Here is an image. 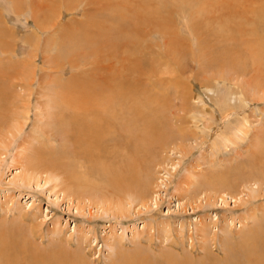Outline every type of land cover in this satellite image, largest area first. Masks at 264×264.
<instances>
[{
  "label": "rangeland",
  "instance_id": "obj_1",
  "mask_svg": "<svg viewBox=\"0 0 264 264\" xmlns=\"http://www.w3.org/2000/svg\"><path fill=\"white\" fill-rule=\"evenodd\" d=\"M47 1L0 0V88L9 86L10 95L19 93L28 104H32L29 112L30 119L27 125H24V130L19 133L14 132L15 135L6 134L5 143L7 144L0 146L1 230H4L6 226L12 228L17 224L20 227L14 232H21L15 239L21 243L25 240L24 243L28 244L27 247L31 250L39 245L45 253L53 251V248L60 245L69 247L68 241L72 243L71 249H75L79 237L84 236L86 242L82 247L85 253L82 256L85 258H83L85 264H116L139 252L142 255L148 253L152 256V261L156 262L159 259L161 264L202 262L203 254L210 251L212 246H208L207 243V246H204V240L201 242L202 240L199 239L201 235L198 227L201 222L209 225L208 231L211 234H219L221 224L224 222L231 225L235 235L228 242L226 251H230L233 255L244 253L252 247L251 239L254 237L260 241V245H264V99L259 98L264 96L262 94L264 87L256 88L255 86L257 80L261 81V79L264 84V71L261 69H264V58L258 60L260 57L256 48L261 44L250 37H241L228 28L227 31H222L219 26L206 20L198 7L199 3L207 0H145L151 12L156 14V23L152 25L145 22V27L140 26L138 35L134 31L130 34L123 33L124 38L132 39L131 41H135L134 44L138 46V49L135 48L136 52L133 50L134 54L132 53L134 60L145 64L147 66L145 68L151 69L154 78L172 81L171 85L163 81L156 83L160 90L154 95L157 100L153 97L156 102L150 100L148 110L147 107L145 108V102L142 104L145 111L157 110L159 120L162 119L167 125L166 127L164 124L163 133H168V137L175 134L174 139L170 137V140L163 145L164 147H159L157 142L152 146L155 158L153 160L157 162L161 160V165L152 168L154 171L151 170L159 178V183L154 184L155 189L153 191L152 188L150 194L154 200H151L153 199L151 197L146 206L138 202L131 203V214L119 217L112 211H103L93 205H86L83 210H77L76 205L68 201L62 192L59 183L62 180L60 175L48 172L29 186L17 181L19 174L30 172L28 170L29 155L32 154L36 159L45 154L55 160L57 158L56 155H51L53 154L51 148L58 151L57 149L62 145L61 139V141L53 139L47 146L39 145L37 140L39 137L44 138V131L41 130L43 128H39L44 117L40 116V113L38 116V101L44 102L51 93L55 95L54 90H45L47 80L52 81L63 76L62 78L67 81L76 72L70 64H64L63 60L60 61V68L54 66L59 63L58 57V60H54L58 48L70 47L72 41H66L64 44L62 42L70 38L77 29L84 28L85 32L91 35L81 40H92L109 58L108 53H111L112 47L107 45L105 37L100 38V43L101 41L103 43L100 45H97L98 41L94 42V40L98 36L96 33L109 34V30L115 31L118 20L116 16H112L110 10L117 13L121 8L117 7L118 10L115 11L112 10L114 8H110V5L119 4L123 0H74L76 10L66 11L64 7L61 24L55 26V30L37 33L33 13L38 5L44 2L49 5L51 3L53 10L46 12L43 16L52 18L56 17L55 14L59 8L58 3L56 6L53 5V0ZM32 2L36 6H33ZM17 3L20 8L15 7ZM140 3V0H133L131 6L134 9V5L139 6ZM33 8H36L35 11ZM73 19H75L74 31L69 33L67 24ZM100 24L104 25L103 29L99 26ZM262 29L264 30V23L259 26V30ZM35 33L41 35L40 44L35 42L37 39ZM123 35L121 33L122 37ZM234 37L237 38L236 41L232 40ZM254 42H257L258 46ZM87 45L80 50L82 51L79 58L81 62L97 57L91 54L92 44ZM238 54L242 58L240 55L238 58ZM65 58L70 57L65 56L60 59ZM236 58L237 60L241 58L240 62L238 61L239 65L243 61L241 65L247 66L246 72L243 71L245 68L237 64ZM207 61L219 63L213 65L211 69H200V64H206ZM257 63L258 65H255ZM86 65H82L81 68L87 69L89 66ZM6 67L10 70L11 78L4 76L7 75ZM256 68L260 72H257ZM217 78L219 81L216 80ZM230 78L233 81L227 80ZM43 80L44 83H42ZM176 82L181 84L176 86ZM246 84L250 89H243ZM43 94H45L44 98ZM12 97L5 91L1 95L3 103L11 102ZM217 99L222 102L218 103ZM139 100L145 101V95H142ZM20 105L22 108L27 107L24 102ZM174 114H180L181 117ZM143 122L138 120V125L136 127L131 125V127L137 130L139 127L142 131L145 123ZM184 128L199 132L192 136L187 134L188 137L186 136L187 140H185L180 137ZM180 140L184 142V150L179 147ZM35 147L37 152H34ZM257 147H259L258 150H256ZM115 160L120 161L119 158ZM101 162L102 167L98 163L97 169L100 173L96 174L100 182L94 179L93 182L98 185V188L101 185V189L106 191L110 188L109 171L113 163ZM25 170L28 171L25 172ZM52 175L58 180H53ZM149 176L151 177L152 174L150 173ZM151 180L157 179L153 177ZM205 181L217 185L222 190L217 199L207 201L205 189L201 193V186ZM258 188L262 190L261 195L256 199L248 195L251 190L257 191ZM207 191L210 192V190ZM111 195L114 194L108 192L107 199H115V195ZM95 201L94 199L93 202ZM86 203L89 204L88 201ZM252 210L257 214L254 219H249L248 214ZM25 212L28 213L24 217L25 220L22 217L20 219L19 214L23 216ZM33 215L36 217L31 218ZM245 219L248 220L245 227H240L242 222L240 220ZM33 227L37 230H33ZM238 230H241L239 234H237ZM245 230H249V234ZM213 247L214 251L220 253L218 260L212 259L214 263L220 264V261L226 264L221 258L224 256V251L221 249L220 242L216 241ZM168 254L170 257L173 256L171 260L174 262L168 261ZM208 263L206 261V264Z\"/></svg>",
  "mask_w": 264,
  "mask_h": 264
},
{
  "label": "bare ground",
  "instance_id": "obj_2",
  "mask_svg": "<svg viewBox=\"0 0 264 264\" xmlns=\"http://www.w3.org/2000/svg\"><path fill=\"white\" fill-rule=\"evenodd\" d=\"M53 1V5L56 6L57 3L59 4V8L56 7V9L58 8V11L55 14L56 17L54 18H52L51 16H43L44 14H46V12L53 10L51 3L50 5L47 3L48 1L46 3L44 2L43 4L38 5L37 9L33 8V10L36 9V11L34 10L35 12L33 13V18L37 27V33L41 31L42 33H47L48 30H55V26H59V24H61L60 19L62 18V14H64L63 8L65 7L66 11H71L74 9V0ZM132 1L133 0H123L119 4L110 5V8H114L112 10L115 11L118 10L117 7L121 8V10H118L119 12L117 13L110 10L112 16H116L118 20L117 27L116 29L114 28L115 31L113 32L109 30V34H107V32H105L104 34H101V32H99V34L96 33L98 36L97 38H95L96 41L94 40V42L98 41L97 45H100L102 43V41L100 43L99 40L102 36H104L105 42L108 43L107 45L112 47L111 53H108L110 54L109 58L106 57L104 51L100 47H97L96 43H93L92 40H81L87 39L91 35L87 34L84 28H79L74 33H72L74 31L73 26L75 22L73 21L75 19L69 21V23L67 24V30H69V33H72V36L67 40H64L62 43L64 44V42L66 41H72V43L71 46L68 48L62 46H60L62 48H58L57 54L54 55V60H58V57L59 63L54 66H58V68H60V61L63 60L64 64H70L76 72L74 74L72 73L73 77L70 76L72 78L67 81L62 78L63 76L56 80H47V86L45 90H54L55 95L51 93V96H49V98H47V100H45L44 102L38 101V116L40 113V116H43L44 120H42L41 122L37 120L38 122H40L39 128H43L41 130L44 131V138L39 137V139H37L39 145L47 146L52 143L53 139H55L56 141L61 139L62 145L59 149H57L58 151H55L54 148H51V152L53 153L51 155H56L55 157L57 159L55 160H53V158L51 157H47L45 154L40 157H37L36 159H34L32 154L29 155L28 170L30 172L27 173L26 171L28 170H25L26 174L23 172L17 176L18 182L29 186L34 181H37L39 177H41L43 174H46L48 172H51L54 175H60L62 180L59 183L60 187L62 188V192H64L66 198H68V201L76 205V209L79 211L83 210L86 205H93L94 207L101 208L103 211L109 210L112 211L113 214L118 215L119 217H124L129 216L131 214V203L138 202L142 206H146L147 202L152 197L150 196L152 188L153 191L155 189L154 184H156V182L159 183V178L156 177V173H152V171H154V169L152 168L157 165H161V160H158V162L156 160H153L154 154L152 151H154V149L152 146L155 142H157L159 147H164L163 145H165L170 140V137H173V139L175 137L174 133V135H169L170 137L167 136L168 133H163L165 129L164 124L166 127L167 125L165 122L162 121V119L159 120L157 110L151 109L150 111H145L144 107H142V104L145 102V108L147 107L146 109L148 110L150 100L154 101L155 93H157V91L159 92L160 90L157 87L156 83L163 81L166 83L169 82L171 85L172 81L171 79L154 78V75L152 74L153 71L151 69L145 68L147 67L145 64H142L138 62V60H134L132 58L134 54L133 50H135V48L138 49V46L134 44L135 41H131L132 39L127 40L126 38H124L123 33L125 32L126 34L127 32H129L130 34V32L134 31L138 35L140 26L145 27V22H149V24L152 23L153 25L154 23H156L155 19L157 18L154 12L157 6L153 11L154 13H152V10L149 9L145 0H140L142 4L140 3L139 6L134 5V9L131 6ZM207 1L199 3V7L197 6L199 8V12L204 14V18L210 21L213 25L219 26L222 31H227L228 28L230 29V31L236 32L241 37H250L251 39L256 40L258 43L261 44L259 46L263 47L262 49H259L258 44L256 45L257 42H254V44L258 46L256 47L257 54L260 57V59H257L261 60L262 58H264V30H259V26L263 25L264 23V0ZM33 6H36V4L33 3ZM106 6H108V4ZM15 7L20 8V5L17 3L15 4ZM75 10L76 9H74V11ZM99 26L102 29L104 27L103 24H100ZM121 33L123 37L121 36ZM36 36L37 39L35 42L37 44H40L41 35L36 34ZM93 37H95V35ZM31 40H33V38ZM232 40L236 41L237 38L234 37ZM240 42L242 44L241 40ZM86 43L92 44L91 54L97 57L92 58L87 62H81L82 60H79V58L80 52L82 51L80 50L87 45ZM69 45L70 43L68 42V46ZM239 55L240 54H238V58ZM65 56L70 58L60 59ZM101 57H103V59H101ZM250 57L251 55L249 56V58ZM238 58H236V61L240 62L242 56L240 60H237ZM252 59L253 57L250 59V62ZM239 62L237 63L238 65ZM23 63L25 62L23 61ZM218 63L219 62H208L206 64H200V69H211L213 65H216ZM85 64H87L89 67H87V69H85L84 67L81 68L82 65L85 66ZM241 64L239 66L245 68V70L243 71L246 72L247 66H242ZM255 65H258V63ZM6 68L7 75L4 76L11 78V76H9L10 70L8 67ZM261 69L264 71L263 68ZM238 71H240L239 68ZM253 71L256 72L257 68L256 71ZM257 72L260 71L258 70ZM26 73L27 72H25V74ZM216 80L219 81L218 78ZM227 80L233 81L231 80V78ZM261 81H263V79H261ZM261 81L257 80V84H255L256 88L264 87V84ZM44 82L45 81L43 80L42 83ZM180 84V82H176V86ZM161 87L165 86L161 85ZM8 89H10L9 86L0 88V107L2 106V109H0L1 147L4 146V143L7 139L6 134L11 135L14 134V132L19 133L24 130V127L28 123L27 121L30 119L29 112L31 111L32 105L30 103L28 104V102L23 99V96L17 92V94L11 93L10 95V91ZM243 89L247 90L250 89V87L246 84L243 86ZM4 91L8 94V96H13L11 98V102H2L1 95ZM262 94L264 95V90ZM44 95L45 94H43L42 97ZM142 95H145V101L139 100ZM156 96L158 97V95ZM259 98L263 100L264 96ZM156 100L154 102H156ZM21 102H24L27 107L22 108L21 105L19 106ZM217 102L221 103L222 101L220 99H217ZM10 105H12V108H10ZM19 113H21L22 115H18ZM180 114H174V116L178 115L177 117H181ZM184 116L182 118H184ZM187 116L189 117V114ZM138 120H142L145 122H143L144 128L142 131L139 130V127H137L138 130L134 129L136 125H138ZM131 125L132 127H135L132 128ZM188 129L184 128V130L181 131V136H179L187 140V134L192 136L195 135L194 133L199 132H195L194 130L193 132L192 130L190 131ZM179 147L184 150L185 145L182 140L179 141ZM258 148L259 147H257L256 150H258ZM36 149L37 148L35 147L34 152L38 151ZM115 158H119L120 161L116 162ZM101 161L113 163L112 168L109 171L108 182L110 188L107 189L108 187H106V191H103L101 189L100 184L102 183H98L100 185V188H98V185L94 184L93 182V179L97 180L98 178L96 174L98 172L100 173V170L98 171L97 169L99 166L102 167L103 163ZM150 173L152 174L151 177L149 176ZM153 177L157 180H151V178ZM46 179H48V175H46ZM55 179L58 180L57 177ZM55 179L53 176V180ZM205 182H203V185L205 186H201V193H203V190L205 189V196L207 197V201H210L213 198L217 199L216 197H218V195H221L219 193L222 190H220V188L215 184ZM156 186H158V184ZM206 189L210 190V192ZM261 190L262 189L259 190V188L257 191L251 190L249 194H247L252 198L256 199L258 196L261 195ZM108 192L113 193L115 195V199H107ZM94 199L96 200L95 202H93ZM151 200H154V198ZM222 200H224V198H222ZM86 201H88L89 204H87ZM106 206L108 208H106ZM256 214V211L252 210V212L248 214L249 219H254L256 217ZM27 215L28 213L26 212L23 216L19 214V218L21 219L22 217L25 220L24 217ZM33 217L36 216L33 215L31 218ZM240 221H242L240 222V227H245L246 222H248L247 219ZM224 223L221 224L219 234H211L208 231V224L203 222H201V224L199 223L200 226L198 228L200 231L199 234L201 235L199 239L200 241L202 240L201 242H203L204 240V246H207V243L208 246H212V249L210 251H207L206 254H203L204 256L202 262L198 263L197 261H195L197 262L196 264H206V261L209 262L208 264H218L214 263V260H212L213 258L217 259V257L220 255L219 252H216L214 251L215 249H213V246L216 245V241H219L221 244V249L224 251V256L221 258L226 262V264H264V245H260V241H257L256 237L251 239V244L253 248L249 247L248 250L244 253L240 252L239 254L233 255V253H231L230 251H226L227 244L234 238L235 232L233 231L231 225L229 226L228 224ZM19 227L20 226L16 224L12 228L8 226H6L4 230H1L0 228V264H85L83 262L84 256H82L83 253H85L82 247L83 243L86 242L84 240V236L79 237L77 248L75 249H71L70 246L72 243L68 241L67 243L69 244L70 248L67 246L60 245L56 248H53V251H46L45 253L44 249H41L39 245H37L34 250H31L27 247L28 244L26 245L24 243L25 240L23 241V243H21L20 241L15 239L21 231L18 233L14 232V230ZM33 230L36 231L37 229L34 228ZM241 230H238L237 234H239ZM249 230L245 231L249 234ZM25 233L28 234L27 232ZM11 235H13L14 237H12ZM30 244L32 245V243ZM253 250L255 251L252 252ZM140 254L141 252L133 254V256L129 255L130 258L123 259L117 262L116 264H150L151 262L153 264H161L158 261L159 259L156 260V262L152 261V256H150L148 253H146L145 255ZM179 255L181 258V254ZM172 258L173 256L170 257V254H168V261L174 262V260H171ZM204 258H206V261H204ZM219 263L222 264L220 261Z\"/></svg>",
  "mask_w": 264,
  "mask_h": 264
}]
</instances>
